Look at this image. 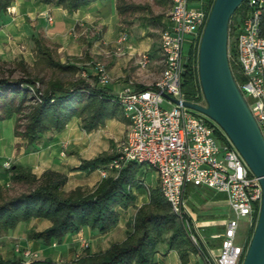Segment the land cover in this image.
Instances as JSON below:
<instances>
[{
    "label": "built area",
    "instance_id": "obj_1",
    "mask_svg": "<svg viewBox=\"0 0 264 264\" xmlns=\"http://www.w3.org/2000/svg\"><path fill=\"white\" fill-rule=\"evenodd\" d=\"M243 3L233 29L230 28L228 55L236 81L237 73L244 77L237 84L264 137V0ZM212 5L211 0L198 6H191L190 0H172L169 23L161 33L160 75L154 82L144 83V88L131 79L114 93L128 128L109 169L120 171L130 162L149 164L158 173L164 197L180 218L187 214L189 184L225 193L234 217L216 235L222 241L220 254L206 255L205 262L243 264L248 235L244 243H238L240 222L246 219L249 230L255 227L263 196L262 184L220 125L205 113L183 104L191 101L204 105L200 101L201 83L196 95L198 101L187 99L183 83L189 65L196 64L198 68L200 42ZM47 19L53 21L51 15ZM126 40V35L120 38V42ZM151 61L149 50L140 54L137 74L140 79L148 81L154 77L149 68ZM94 76L101 86L113 80L102 63L97 64ZM166 102L173 106L167 108ZM219 131L224 139L219 137ZM5 166L11 168L9 162ZM186 226L191 239L199 244L188 220ZM80 242L82 248L90 246L82 237ZM16 251L26 262L38 256L29 249L22 251L20 246Z\"/></svg>",
    "mask_w": 264,
    "mask_h": 264
},
{
    "label": "trees",
    "instance_id": "obj_2",
    "mask_svg": "<svg viewBox=\"0 0 264 264\" xmlns=\"http://www.w3.org/2000/svg\"><path fill=\"white\" fill-rule=\"evenodd\" d=\"M45 1L73 12L98 0ZM160 1L172 4V0ZM13 2L14 0H0V15ZM243 4L232 16L231 30ZM119 10L124 12L122 5H119ZM36 44L46 68L52 71L77 72L78 67L75 65H67L56 59L42 38H36ZM0 62L7 63L1 59ZM18 64L24 67L22 76L11 78L14 69L9 71V75L0 73V121L14 115H19V120L24 118V130L20 132V123L17 124L16 135L26 139L28 146L35 144L47 132L63 131L76 117L82 119L83 129L90 132L104 125L107 119L123 115L115 94L96 82L91 83L82 77L67 83L59 78L46 80L45 76L33 75L23 61ZM236 78L237 81L244 79L240 73H237ZM37 83H42L43 87L37 86ZM198 88L199 71L196 64H190L183 83L188 100L196 98ZM218 135L225 138L221 131ZM116 156L117 153H104L91 159H83L77 170L90 173L100 168H109V163ZM138 168V163L130 162L117 176H105L95 188L79 186L66 192L64 187L69 177L65 173L47 169L38 176L29 167H11L12 181L26 183L30 188L12 195L9 187L0 185V235L32 218L51 220L49 228L39 232L31 231L29 234L31 239H41L48 245L54 241L61 242L67 234L77 233L85 226L100 232L109 231L119 223L120 209L127 208L136 200L131 186L140 182L136 178ZM186 220L187 214L180 218L173 211L159 186L150 190L149 202L137 208L129 223L131 230L127 238L113 243L105 251L88 252L71 262H59L50 258L30 262L21 258H0V264H157L155 259L159 245L165 241L168 250L178 252L182 264L189 263L191 253H202L205 259L207 254L200 243L195 244L191 239ZM254 228L249 230L247 246Z\"/></svg>",
    "mask_w": 264,
    "mask_h": 264
},
{
    "label": "crops",
    "instance_id": "obj_3",
    "mask_svg": "<svg viewBox=\"0 0 264 264\" xmlns=\"http://www.w3.org/2000/svg\"><path fill=\"white\" fill-rule=\"evenodd\" d=\"M203 1L205 0H200L198 5L202 4ZM190 5L196 6L192 5L191 2ZM53 7L55 6L39 0H14L8 10L0 15V59L8 61L22 58L23 28H26L28 24L25 18H29V16L34 18L37 15L44 22H47V15H51ZM55 8L59 10L60 15L65 14L63 11L67 12L68 19L71 22L74 21L81 24L93 20L97 15L96 11L102 9L100 1H96L74 12L61 10L59 7ZM170 9L165 19L166 24L169 23ZM117 43L119 56L110 67V74L113 80L109 86L112 93H116L123 88L131 79L139 80L138 78L140 77L137 75L139 59L131 56V53L140 55L150 49V45L146 43L136 46L132 42H128V40L120 42V39ZM149 52L152 59L155 51L150 50ZM150 67L151 65H149ZM151 72L154 73L152 70ZM87 73L89 76H93L92 72L88 71ZM135 75L136 77H133ZM16 124L17 118L15 115L0 121L1 186L12 188L21 184L12 181V172L10 168L5 166L6 162H9L11 167H16L17 165L29 167L38 176L42 175L47 169L65 173L69 177L64 187L66 192L79 186L89 189L95 188L109 174V169L106 168H100L90 173L77 170L83 159H91L101 152L102 144V139L98 138L93 132L81 135L76 128L77 119H73L63 131L47 132L35 144L29 146L25 143L27 141H23L16 135ZM104 126L108 129H114L115 137L121 139L127 131L128 121L122 115L121 117L107 119ZM142 185H145L144 181ZM142 185L138 184V186L132 187L136 200L127 208L120 209L119 223L111 230L100 232L97 229L85 226L77 233L67 234L60 242L61 246L57 241L48 245L41 239H31L29 234L31 231L39 232L49 228L52 225L51 220L47 218H32L29 221L20 222L13 231L9 230L0 235V258L24 259L22 254L16 251L17 246H20L22 251L29 249L38 254L39 258H33L30 261L45 258L59 262L63 261V258L72 260L86 249L81 246V237L89 242L90 252L98 253L107 250L113 243L121 242L127 238V234L131 230L128 227L129 222L133 220L137 208L149 202L150 190L160 186L159 177L155 186L145 185L146 191ZM186 199L188 222L197 235L199 243L203 246L207 255L218 256L221 250V239L217 238L216 235L224 230L228 219L234 217L226 194L206 187L191 185V187L188 186L186 189ZM165 255H167V259L172 260L170 264H182L176 250H169L168 254L158 252L155 259L156 263L165 264L166 262L167 264ZM200 261L206 264L202 253H191L188 264H201Z\"/></svg>",
    "mask_w": 264,
    "mask_h": 264
},
{
    "label": "rangeland",
    "instance_id": "obj_4",
    "mask_svg": "<svg viewBox=\"0 0 264 264\" xmlns=\"http://www.w3.org/2000/svg\"><path fill=\"white\" fill-rule=\"evenodd\" d=\"M39 1L59 7L61 10L72 12L63 6H57L55 3H47L45 0ZM98 1H100L102 9L96 11L97 15L93 20L83 22L82 24L79 22L75 23L74 21L71 22L68 19L67 12L63 11L65 14L60 15L59 10L55 7H53L51 11L53 21L47 20V22H44L42 18L37 15L34 18H31V16H29V18H25V21H27L28 24L26 25V28H23V57L8 60L7 63L0 62V73L9 75V71L14 69L15 71L11 75V78L22 76L24 74V67L18 63L19 61H23L26 65L25 67H27L33 75L45 76L46 80L49 78H59L67 83L68 81L76 80L77 78L82 77L91 83L96 82L98 84V81L94 76L97 64H104L110 73L111 65L119 56V50L116 46L118 44L117 41L122 36L126 35L128 42H132L136 46L146 43L150 45L149 51H155L150 64V71L152 70L155 73L154 77L148 79V81L140 78H138L139 80H133L136 81L137 86L144 85V83L148 82H154L161 72V66L159 63L161 55L160 52H157V50L160 49L161 33L166 26L165 19L171 4L161 2L160 0ZM190 2L192 5L198 6L200 0H190ZM119 5L123 6L124 12L119 10ZM36 38H42L44 40L45 44L49 47L52 55H54L56 59L60 60L64 64L75 65L78 67L77 72L74 73L70 70L52 71L50 68H46V66L42 63L43 61L40 59ZM185 50H187V45L185 46ZM131 56L140 59V55L138 53H131ZM1 61L5 60L1 59ZM88 71L92 72L93 76H89L87 73ZM133 77H136V75ZM110 84H112V82ZM110 84L107 86L98 85L111 91L109 86ZM37 86L42 88L43 84L37 83ZM193 100L198 101L199 99L194 98ZM200 101L206 105L204 95L200 97ZM164 105L167 108H171L173 106V104H169L167 102ZM15 116L17 118V124L20 123V132H22L24 130L26 120L24 118L19 120L20 116ZM74 119H77L78 124L77 127H75L81 135L89 134V131L84 130L82 127V119L77 117ZM113 130L114 129H108L102 125L99 128L90 131L96 134L98 138L102 139L101 152L98 155L104 153H116L119 141L123 137L121 139L116 138ZM20 138L23 141H26L23 137L20 136ZM119 172L120 171L118 170L109 169L108 175L112 174L117 176ZM136 178L137 180H143L144 184L147 186H155L158 180V173L149 164H139ZM138 184L142 185V181L138 182L137 185L131 186V188L138 186ZM145 185L142 186L146 191L147 188ZM191 185L192 184H189L188 186L191 187ZM29 188L30 186L28 184L22 183L13 186L10 189H12L11 194L14 195L24 192ZM10 231H13V229ZM248 232V221L246 219H242L240 222L238 243L242 244L246 241ZM58 243L61 246V243ZM221 244L222 241L220 240V245ZM59 249H61V247H59ZM89 249L90 247L84 249V251L75 257V259L90 252ZM159 252L161 254L169 253L166 241L159 245ZM165 256L167 259V255ZM37 257L39 258V256ZM73 260L74 259L68 260L67 258H63V261L60 262H71ZM170 263H172V260L167 259V264ZM201 264L204 263L201 262Z\"/></svg>",
    "mask_w": 264,
    "mask_h": 264
},
{
    "label": "water",
    "instance_id": "obj_5",
    "mask_svg": "<svg viewBox=\"0 0 264 264\" xmlns=\"http://www.w3.org/2000/svg\"><path fill=\"white\" fill-rule=\"evenodd\" d=\"M245 0H214L200 42L198 71L206 105L183 104L215 120L260 179L263 196L243 264H264V137L231 69L232 16ZM177 102H180L177 100Z\"/></svg>",
    "mask_w": 264,
    "mask_h": 264
}]
</instances>
